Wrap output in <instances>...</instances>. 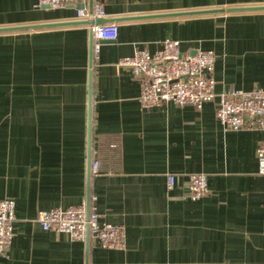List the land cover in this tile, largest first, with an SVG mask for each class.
Here are the masks:
<instances>
[{"label":"crops","instance_id":"0c3cea01","mask_svg":"<svg viewBox=\"0 0 264 264\" xmlns=\"http://www.w3.org/2000/svg\"><path fill=\"white\" fill-rule=\"evenodd\" d=\"M100 1L119 36L102 42L91 68V24H73L86 22L77 8L0 0V29L62 24L0 33V200L16 205L13 244L0 264H264V131H225L218 99L201 111L143 109L140 82L118 66L172 39L184 53L214 51L217 94L264 88V10L157 18L264 0ZM93 161L99 172L89 178ZM192 174H205L210 189L197 202L187 198ZM89 195L125 229L124 249L72 241L37 222L41 211Z\"/></svg>","mask_w":264,"mask_h":264},{"label":"built area","instance_id":"2783aa9c","mask_svg":"<svg viewBox=\"0 0 264 264\" xmlns=\"http://www.w3.org/2000/svg\"><path fill=\"white\" fill-rule=\"evenodd\" d=\"M91 1V5L88 3ZM79 7L78 18L83 21L107 17L100 0H37V8L59 9ZM118 23L94 24L92 35L91 68L99 58L102 42L116 41L119 36ZM217 56L214 51L197 50L195 54L181 50L178 40L166 39L162 48L150 53L138 50L132 56L123 57L118 66L128 68L140 82L139 102L143 109L163 107L169 103L191 106L201 111L207 103L218 99L216 117L225 131H264V88L250 91L230 89L216 93L214 78ZM258 174L264 178V141L257 148ZM99 172V162L93 161L90 175ZM176 185V176H167L168 189ZM210 194L205 174L189 177L187 198L197 202ZM96 197L68 209L41 211L37 222L45 230L65 234L72 241L98 243L103 249L121 250L126 244V233L122 226L111 224L105 214L95 205ZM15 202L0 200V257L8 258L14 240Z\"/></svg>","mask_w":264,"mask_h":264},{"label":"water","instance_id":"95a60500","mask_svg":"<svg viewBox=\"0 0 264 264\" xmlns=\"http://www.w3.org/2000/svg\"><path fill=\"white\" fill-rule=\"evenodd\" d=\"M48 9V7H46ZM79 8V7H77ZM259 10H264V7H250V8H238V9H228V10H212V11H199V12H192V13H180V14H170V15H161L159 17H175V16H189V15H201V14H217V13H227V12H246V11H259ZM105 21L103 19L99 20H89L86 22H77L73 24H104ZM71 24V23H68ZM62 24H56V25H40V26H29V27H18V28H3L0 29V33H5V32H13V31H19V30H33V29H39V28H48L50 27H56L60 26ZM196 51L193 53L195 54ZM92 65V62H91ZM92 84H93V74L91 73L90 75V103L92 104ZM92 114V112H91ZM91 177L90 171H89V178ZM89 198V197H88Z\"/></svg>","mask_w":264,"mask_h":264}]
</instances>
